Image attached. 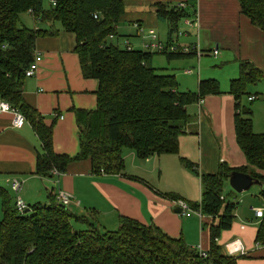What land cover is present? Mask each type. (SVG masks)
<instances>
[{"label":"trees","instance_id":"trees-1","mask_svg":"<svg viewBox=\"0 0 264 264\" xmlns=\"http://www.w3.org/2000/svg\"><path fill=\"white\" fill-rule=\"evenodd\" d=\"M51 1L55 5L44 9L43 0H0V99L18 110L38 137L36 174L50 177L54 170L63 174L70 163L85 160L91 161L93 173L122 174L127 150L143 160L153 155H178L180 138L191 119L187 107L206 94H219L218 83L203 80L198 93L181 92L174 74L152 66V52L108 43L111 36L118 35L124 0ZM239 1L243 14L264 32V0ZM156 7L159 17L170 22V34L177 35L179 21L189 14L178 8L168 10L165 4ZM26 12L40 22L59 23L63 31L74 34L84 77L99 82L97 109L74 110L81 150L73 158L53 152L52 126L47 127L22 96L36 40L47 33L19 27V16ZM161 54L171 62L196 53ZM239 66L240 76L232 81L230 92L236 99L237 142L248 166L235 170L221 165L217 174L201 176L202 200L190 204L201 208L203 215L219 219L209 227L211 247L206 258L183 239H173L154 225L127 217L120 218L116 230L103 231L90 216L58 204L52 192L46 202L19 213L15 198L0 188V264H238L240 258L227 254L218 244L221 234L231 230L238 207L234 191L225 194L230 174L243 172L260 180L264 198V134L254 131L252 108L242 105L248 86L261 82L264 73L249 61H241ZM182 161L195 170L192 163ZM72 223L85 228L76 229ZM256 241L264 246V217Z\"/></svg>","mask_w":264,"mask_h":264},{"label":"crops","instance_id":"crops-1","mask_svg":"<svg viewBox=\"0 0 264 264\" xmlns=\"http://www.w3.org/2000/svg\"><path fill=\"white\" fill-rule=\"evenodd\" d=\"M124 4L125 12L118 29L126 35L125 45L128 42L134 49V42L140 46L138 50L144 51V41H149V34L155 33L167 47L196 46L205 50L204 56L218 50L219 54L214 57L219 58V64L215 67L229 69L227 83L222 84L214 75L206 77L211 79L205 78L216 81L220 93L206 94L187 107L191 119L180 138L178 155H153L143 160L127 150L122 174L93 173L91 161L85 160L70 163L60 176L51 173L50 177H40L36 174L40 142L31 125L25 122L14 127L12 115L0 113V188L13 199L16 196L10 189V181L19 180L23 194L18 196L26 206H31L33 200L46 202L50 192L56 195L67 192L72 195L69 205L72 212L90 216L103 231L116 230L120 218L127 217L146 226L154 225L167 236L183 239L190 247L208 252L211 247L209 227L218 224L219 219L177 213L179 208L172 198L200 203L202 175L217 174L221 165L235 170L248 166L237 142L236 99L230 91L232 81L240 76L241 61L253 63L264 73V32L243 14L239 0H124ZM157 4H165L168 10L183 9L189 14L179 21L177 35L172 36L170 22L159 17ZM182 4L185 7H180ZM26 13L33 20L27 25L29 29L47 33L36 40L35 52L40 53L41 61L35 76L26 78L22 96L25 103L44 118V124L52 126L53 152L73 158L81 150L74 110L97 109L99 82L84 77L75 53L74 34L63 31L59 23H43L31 12ZM186 19L195 25L187 26ZM204 56L195 54L184 59H189L194 66L200 65ZM201 72L204 73L203 67ZM192 73L185 72L186 75ZM203 76L198 75V92ZM258 84L257 94L264 102V76ZM258 95L250 96L248 103L252 105L259 100ZM251 97L255 99L250 100ZM191 106L195 107L192 112L189 111ZM263 109L261 105L256 113ZM253 128L255 131L254 115ZM255 132L261 134L262 131ZM183 159L192 163L195 170L188 168ZM228 184L229 181L225 194L233 191ZM261 191L262 187L254 193L242 194L231 230L224 231L218 240L227 254L240 258L238 264H264V246L256 241L263 218H256L253 213L254 208H264ZM74 225H78V229L85 228L79 223ZM235 247L241 251L233 253Z\"/></svg>","mask_w":264,"mask_h":264},{"label":"rangeland","instance_id":"rangeland-1","mask_svg":"<svg viewBox=\"0 0 264 264\" xmlns=\"http://www.w3.org/2000/svg\"><path fill=\"white\" fill-rule=\"evenodd\" d=\"M50 1L49 0H43V6L44 7H50ZM33 20L31 19L30 15L28 13H22L19 16V27L25 26V27H29L27 25H31ZM27 23V24H26ZM184 25L183 23L180 24V29L181 31L184 30ZM118 31V35H117V39H108L107 42L108 43H113L117 46H119L122 49L126 48V45L124 44L127 40V38L125 37L126 35L123 33V31ZM132 44L134 45V50L140 49V46H138L137 44H135L134 42H132ZM205 51V50H203ZM204 53V52H203ZM206 56L203 57V59L201 60V64L198 65H194L190 64V62L188 61L189 59H180V60H174L171 61L170 63L168 62V59L166 56L163 55H158L153 53V61H152V65L154 66V68L158 69V70H163V71H167L170 74H174L176 76L178 85H179V90L181 92H192V93H198V75H205L203 76L204 80L206 77H210L213 76L214 77H218V79L222 82V84L224 83V81L227 83V78H228V70L229 69H216V65L219 62V58L215 59L214 56L210 55L209 53H205ZM219 64V63H218ZM203 67L204 73L201 72V69ZM186 71H192L193 73L191 75H186L185 72ZM208 75V76H207ZM206 79H211V78H206ZM259 85V84H257ZM257 85H250L248 86V90H247V94L242 98V105L246 106V107H251L252 111H253V115H254V126L258 130L255 129V131H262L261 134H264V109L262 111H260L258 114L256 113V109L259 108L262 105H264V102H262V98L257 94ZM259 96V100H256L252 105L250 103H248L247 99L250 96ZM195 107L191 106V109L189 110L190 112H192V110ZM195 114V113H194ZM183 136V135H182ZM181 136V137H182ZM229 189H230V184H228ZM261 188V186L259 185H254L249 191L244 192V193H237L234 190L233 193V199H235L238 202V207L241 205V196L242 194H251L254 193L255 191L259 190ZM22 190L19 192V195L22 196ZM37 200H33L31 201V205H34V203H36ZM188 202V201H187ZM3 218V212H2V203L0 200V219ZM73 226L75 227V223H72ZM76 229H78V225H76L75 227Z\"/></svg>","mask_w":264,"mask_h":264},{"label":"built area","instance_id":"built-area-1","mask_svg":"<svg viewBox=\"0 0 264 264\" xmlns=\"http://www.w3.org/2000/svg\"><path fill=\"white\" fill-rule=\"evenodd\" d=\"M51 4L54 6L55 5L54 1H51ZM180 7H185V5L182 4ZM95 17L97 18V16H95ZM186 24L189 27H193L195 25L194 22L190 19H186ZM141 31H143V29H141ZM110 38L114 39V36H111ZM148 38H149V41L145 40L144 44H143L145 52L162 53L164 51H168L170 53L181 52V53L187 54V53H190L191 51H195L196 55L199 57L203 56V54H204L203 51L196 46L193 48H191V47L178 48V47H175L173 45L167 47L166 45H164L159 40L157 34H155V33H150ZM126 46L128 47L129 50L133 49L128 42L126 43ZM218 54H219L218 50H214L212 52V55L215 57ZM40 61H41L40 53L34 52L33 61L25 71V77L26 78H33L35 76V74L38 70V65H39ZM188 73H190V71H188ZM254 99H255L254 97L250 98V100H254ZM0 113H10L13 117L12 123H13L14 127H20L25 123L23 115L18 110L12 108L8 102H6L2 99H0ZM52 174L55 176L61 175L56 170L52 171ZM10 189L13 192V194L16 196L15 197V209L19 213L24 212V210H26L27 206L23 202V200L18 196L19 192L22 189V183L17 179H12L10 181ZM57 202H58V204H60L62 206H69L72 203V195L67 193V192H59L57 195ZM174 204H175V206L180 208L182 210L183 214H185L186 216H190L192 214H196L201 218L203 216L201 208L194 209L191 206V204L185 200H182V199L174 200ZM253 213H254L256 218L262 219L264 217V208L263 209L254 208ZM239 251H241V249L239 247H235L233 249V253H237ZM200 252H201V255L206 258V256H207L206 252H203V251H200Z\"/></svg>","mask_w":264,"mask_h":264},{"label":"water","instance_id":"water-1","mask_svg":"<svg viewBox=\"0 0 264 264\" xmlns=\"http://www.w3.org/2000/svg\"><path fill=\"white\" fill-rule=\"evenodd\" d=\"M229 184L231 188L237 193H244L249 191L254 185L262 187L260 180L255 179L252 175L243 172L234 171L229 176ZM28 211V210H26ZM177 213H181L182 210L179 208L176 210Z\"/></svg>","mask_w":264,"mask_h":264}]
</instances>
